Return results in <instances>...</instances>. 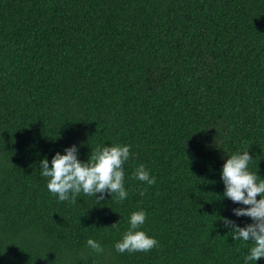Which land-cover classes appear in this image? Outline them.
Masks as SVG:
<instances>
[{
  "label": "trees",
  "instance_id": "16d2710c",
  "mask_svg": "<svg viewBox=\"0 0 264 264\" xmlns=\"http://www.w3.org/2000/svg\"><path fill=\"white\" fill-rule=\"evenodd\" d=\"M114 144L127 199L49 192L41 159ZM247 148L264 179V0H0V264H245L221 170ZM139 210L159 246L120 254Z\"/></svg>",
  "mask_w": 264,
  "mask_h": 264
},
{
  "label": "clouds",
  "instance_id": "9594fccd",
  "mask_svg": "<svg viewBox=\"0 0 264 264\" xmlns=\"http://www.w3.org/2000/svg\"><path fill=\"white\" fill-rule=\"evenodd\" d=\"M131 145L114 144L111 146L97 145L91 151L86 162L78 159V148L72 145L64 149V154L56 152L51 159V167L47 158L41 159L40 175L48 178L47 189L61 202L76 203L81 193L94 197L96 203L104 200L107 192L115 194L116 202L127 199L129 193L124 186L125 171L123 165L128 162L132 153ZM253 157L249 148L231 154L223 164L221 179L224 184V197L233 203L245 205L232 209L235 216L250 217L252 223L238 226L235 221L221 218L223 226L231 228L233 240L251 242L252 247L245 257V264L264 258V179L256 171L249 169ZM134 178L148 185H154L156 178L150 174L145 165L140 164L133 172ZM99 193V195H97ZM143 195V191L140 193ZM257 197H260L257 199ZM147 213L143 210L134 211L128 219V228L120 241L114 245L116 252H148L159 246L156 238L148 236L140 230L145 224ZM118 223L110 227H117ZM87 246L95 253L102 254L103 246L98 240L89 238Z\"/></svg>",
  "mask_w": 264,
  "mask_h": 264
}]
</instances>
